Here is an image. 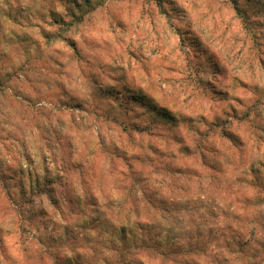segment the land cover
Segmentation results:
<instances>
[{
  "label": "rangeland",
  "instance_id": "374dc122",
  "mask_svg": "<svg viewBox=\"0 0 264 264\" xmlns=\"http://www.w3.org/2000/svg\"><path fill=\"white\" fill-rule=\"evenodd\" d=\"M0 264H264V0H0Z\"/></svg>",
  "mask_w": 264,
  "mask_h": 264
}]
</instances>
